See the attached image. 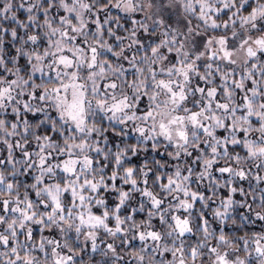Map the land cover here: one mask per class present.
<instances>
[{"label": "snow or ice", "instance_id": "1", "mask_svg": "<svg viewBox=\"0 0 264 264\" xmlns=\"http://www.w3.org/2000/svg\"><path fill=\"white\" fill-rule=\"evenodd\" d=\"M0 264H264V0H0Z\"/></svg>", "mask_w": 264, "mask_h": 264}]
</instances>
